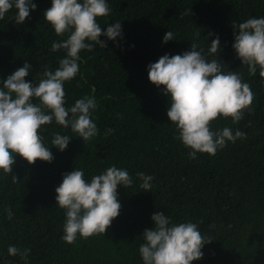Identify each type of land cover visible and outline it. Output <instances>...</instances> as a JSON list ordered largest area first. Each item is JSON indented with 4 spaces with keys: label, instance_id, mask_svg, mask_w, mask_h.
Listing matches in <instances>:
<instances>
[{
    "label": "trees",
    "instance_id": "obj_1",
    "mask_svg": "<svg viewBox=\"0 0 264 264\" xmlns=\"http://www.w3.org/2000/svg\"><path fill=\"white\" fill-rule=\"evenodd\" d=\"M33 2L37 7L22 24L15 22V9L0 19V80L27 61L32 70L25 79L38 83L44 67L54 70L65 55L64 49L51 50L53 41L67 38V33L55 34L43 18L51 0ZM108 3L111 12L98 17V23L105 27L119 20L122 37L113 42L101 36L105 48L81 50L79 72L64 84L67 105L82 96L95 98L92 119L98 132L83 141L55 122L43 125L52 161L29 164L17 154L12 172L0 174V253L12 264L25 261L8 255L10 244L30 249L27 264H143L141 234L153 226L151 215L162 211L174 222L197 223L212 239L202 248L203 257L191 264H264V76L259 68L249 74L232 47L234 31L238 34L233 24L264 16V0ZM170 30L174 40L162 43ZM216 34L220 52L208 54ZM191 42L208 59L220 60L224 71L240 73L254 94L240 121L218 115L210 123L212 129L227 126L246 135L215 155L198 152L194 159L166 115L168 97L148 80L146 70L165 53L190 50ZM56 132L73 136L64 151L51 146ZM112 165L127 169L133 179L132 185L117 188L119 215L105 233L78 235L66 243L61 239L64 210L55 201L62 174L78 168L90 179ZM137 172L153 176L150 192L139 187Z\"/></svg>",
    "mask_w": 264,
    "mask_h": 264
},
{
    "label": "clouds",
    "instance_id": "obj_2",
    "mask_svg": "<svg viewBox=\"0 0 264 264\" xmlns=\"http://www.w3.org/2000/svg\"><path fill=\"white\" fill-rule=\"evenodd\" d=\"M36 7L33 0H0V19L15 9V22L22 24ZM110 12L108 0H51V6L43 11L44 20L55 34L67 33L66 39L51 43L52 51L64 49L65 55L54 70L44 67L38 83L25 79L32 70L27 61L0 80V174L12 172L17 154L29 164L37 159L52 161L53 153L42 136L43 125L55 122L83 141L96 136L98 128L92 119L97 107L95 98L82 96L67 105L64 84L78 74L81 50L91 51L95 45L105 48L101 36L113 42L122 37L119 20L105 27L98 23V17H106ZM233 28L238 29V34L234 31L232 47L241 64L247 65L249 74H255L259 68L264 76V16L234 23ZM212 35L210 32L209 36ZM171 40L174 34L170 30L165 32L162 43ZM220 49L216 34L209 43L208 54ZM146 70L148 80L168 97L166 115L176 126L177 138L190 149L187 153L190 159L196 158L198 152L215 155L227 142L246 135L227 126L211 128V121L218 115L231 117L233 123L240 121L254 94L240 73L224 71L220 60L208 59L197 43L191 42L190 50L179 54L165 53L150 62ZM71 137L53 133L51 146L64 151ZM136 176L141 181L139 187L150 192L153 176L144 172H137ZM132 184L127 169L116 165L90 179L78 168L62 174L60 184L55 187L56 205L65 214L61 239L71 244L78 235L86 238L105 233L121 208L118 186ZM6 213L11 219L12 211L6 209ZM151 220L154 224L143 231V242L138 247L143 264H191L203 257L202 248L212 240L191 220L174 222L162 211L154 212ZM7 253L19 256L27 264L30 249L10 244ZM0 264H12V261L0 253Z\"/></svg>",
    "mask_w": 264,
    "mask_h": 264
}]
</instances>
